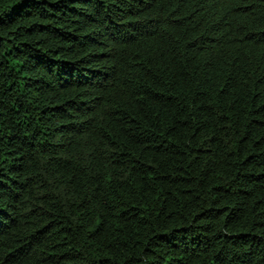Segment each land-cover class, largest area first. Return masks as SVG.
I'll list each match as a JSON object with an SVG mask.
<instances>
[{"label": "trees", "instance_id": "obj_1", "mask_svg": "<svg viewBox=\"0 0 264 264\" xmlns=\"http://www.w3.org/2000/svg\"><path fill=\"white\" fill-rule=\"evenodd\" d=\"M0 264H264V0H0Z\"/></svg>", "mask_w": 264, "mask_h": 264}]
</instances>
